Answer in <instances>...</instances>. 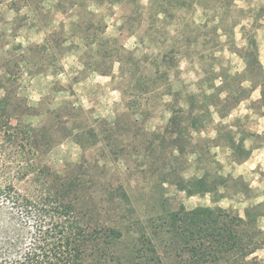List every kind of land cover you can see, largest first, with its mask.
I'll list each match as a JSON object with an SVG mask.
<instances>
[{
	"label": "rangeland",
	"instance_id": "rangeland-1",
	"mask_svg": "<svg viewBox=\"0 0 264 264\" xmlns=\"http://www.w3.org/2000/svg\"><path fill=\"white\" fill-rule=\"evenodd\" d=\"M54 1L0 0L4 51L0 81L15 79L8 86L14 85L31 113L21 120L48 131L51 146L43 162L62 175L83 179L86 186L99 184V192L108 197L115 196L116 188L126 191L131 200L126 212L139 217L140 225L118 226L123 232L119 242L137 238L140 229L160 226L180 205L233 208L243 216L246 205L259 203L263 215L260 186L264 184L257 178L264 174V166L259 169L246 161L253 142H264V125L253 116L264 112V102L260 88L250 92V82L244 78H250L249 53L264 72V0H126L104 5L88 1L87 8L104 24L105 40L99 50L80 40L82 32L72 28L73 16L54 7ZM138 4L142 7L136 8ZM79 9L74 6L72 15ZM53 30L60 31L68 45L61 54L58 49L44 53L40 48ZM97 32L83 31L89 40ZM14 44L21 47L15 55L10 51ZM224 76H230L224 87L231 91L226 108L222 106L225 116L220 118L211 107L212 122L200 135L214 137V123L221 122L250 153L237 162L225 145L211 148L219 173L232 178L219 188L224 197L213 202L210 193L187 195L179 189L182 178L201 174L203 160L190 156L186 161L185 154L173 152L168 119L172 110L185 107V94L216 92ZM238 91L245 99L236 101ZM174 92L181 99H175ZM17 100L10 92L0 93V104L5 102L16 113ZM65 101L84 109L70 124L79 126L74 131L80 132L78 137L63 136L65 110L49 116ZM194 105L198 108L201 102ZM236 178L237 184L231 185ZM105 205V217L111 220L113 203Z\"/></svg>",
	"mask_w": 264,
	"mask_h": 264
},
{
	"label": "trees",
	"instance_id": "trees-1",
	"mask_svg": "<svg viewBox=\"0 0 264 264\" xmlns=\"http://www.w3.org/2000/svg\"><path fill=\"white\" fill-rule=\"evenodd\" d=\"M88 1L104 5L126 0L54 1V7L73 16L72 28L82 32L80 40H84L89 49L99 50L105 40L104 24L87 8ZM74 6L80 9L72 15ZM135 6L142 7L141 4ZM90 28L98 29L91 40L83 33ZM59 32L53 30L47 34L40 44L44 53L58 49L61 54L68 47ZM250 44L253 45L254 40H250ZM10 48L13 55L21 49L18 44ZM2 49L0 57L3 58ZM249 55L250 78L244 80L250 82V92L260 88V101L264 102V72L253 53ZM227 77L230 76L222 77L216 92L185 94V107L180 105L172 110L168 119L174 134L173 152L185 154L186 161H190V156L195 160L201 156L203 160L201 174L182 178L177 182L179 189L185 190L187 195L210 193L214 196L213 202L224 197L219 188L228 186L232 178L219 173L220 164L211 148L225 145L235 153L233 157L237 162L245 160L250 153L242 149L241 139L236 140L232 130L225 129L221 122L214 123V137L200 135L206 124L212 122L211 107L220 118L225 116L222 106L226 108L224 102L231 94L224 87ZM6 81H0V93L17 96L20 111L14 112L5 102L0 104V264H264L258 255V251L264 249V231L257 221L262 215L259 203L246 205L243 216L233 208L197 205L188 209L180 205L162 219L160 226L140 229L137 238L119 242L123 232L118 226L125 222L140 225L139 217L126 212L131 209L126 191L119 187L115 189V196L108 197L99 192V184L86 186L83 179L62 175L43 162L50 150V135L44 127L21 120V116L31 115L30 108L18 96L14 85L8 86L15 79ZM174 93L175 99H181ZM220 93L225 94L221 97ZM241 93L238 91L236 101L245 99ZM198 101L201 105L196 108L194 104ZM62 110L68 113L66 121L60 124L67 131L63 136L78 137L80 132L74 131L79 126L70 124L84 109L65 101L48 113L51 116L52 112ZM237 179L231 185L237 184ZM21 183L29 187L20 189ZM108 202L113 203L111 220L105 217Z\"/></svg>",
	"mask_w": 264,
	"mask_h": 264
},
{
	"label": "crops",
	"instance_id": "crops-1",
	"mask_svg": "<svg viewBox=\"0 0 264 264\" xmlns=\"http://www.w3.org/2000/svg\"><path fill=\"white\" fill-rule=\"evenodd\" d=\"M253 116H258L257 118L259 120L258 123L259 124L262 123L264 125V112L260 114L253 113ZM262 129L264 130V126L262 127ZM256 133H261V132L260 130H256ZM249 149L251 150V154L249 158L247 159L246 163L253 161L254 164L257 165V167H259L260 169V166H264L263 164L264 163V142H260V141L253 142V144L249 147ZM257 179H258L257 182H259L258 184H264V174ZM260 187H263V190H261L262 197H260V199L264 200V185ZM258 223L261 229L264 231V214L258 218ZM258 255L264 260V249L260 250L258 252Z\"/></svg>",
	"mask_w": 264,
	"mask_h": 264
}]
</instances>
